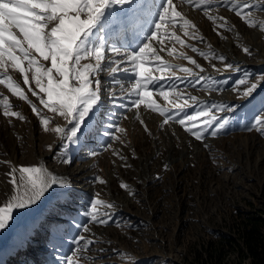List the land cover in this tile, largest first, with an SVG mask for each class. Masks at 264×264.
I'll return each mask as SVG.
<instances>
[{
  "label": "rangeland",
  "instance_id": "1",
  "mask_svg": "<svg viewBox=\"0 0 264 264\" xmlns=\"http://www.w3.org/2000/svg\"><path fill=\"white\" fill-rule=\"evenodd\" d=\"M164 1L155 19L143 15L156 33L150 39L153 53H146L149 62L141 71L136 63L113 73L118 64L102 61L89 84L99 88V98L83 120L79 113L66 120L49 111L41 103L47 96L34 81L25 85L18 71L8 68L5 75L0 69L5 80L0 84V208L23 194L22 186L10 183L9 173L15 170L19 180L17 166L31 155L45 160L51 177L54 167L67 177L65 188L34 218H26L35 211L33 201L13 207L0 227V249L13 243L19 254L4 264H248L234 244L240 243L247 216L264 218V122H257L264 121V0H173L180 15L173 17L170 10L161 23ZM121 4L132 7L131 0ZM246 5L257 7L246 10ZM114 9L120 5L110 0L82 35L81 54L101 48L119 54L116 62L129 55L118 48L120 37L117 44L101 41L119 25ZM33 55L38 65L51 67L50 60ZM95 63L94 57H84L79 70ZM7 76L27 100L12 93ZM28 76L31 80L32 73ZM53 76L60 79L55 71ZM69 83L79 86L76 80ZM12 111L20 116L5 114ZM190 115L199 121L197 130L205 119L212 120L200 140L188 130ZM87 121V132L79 137ZM64 125L65 139L54 131ZM78 138L82 152L68 142ZM14 149L20 163L12 168ZM26 183L25 177L21 185ZM108 217V225L98 222ZM23 218L22 235H14L13 226Z\"/></svg>",
  "mask_w": 264,
  "mask_h": 264
},
{
  "label": "snow or ice",
  "instance_id": "2",
  "mask_svg": "<svg viewBox=\"0 0 264 264\" xmlns=\"http://www.w3.org/2000/svg\"><path fill=\"white\" fill-rule=\"evenodd\" d=\"M109 2L110 0H0V69H3L5 75H7L9 67L18 71L23 76L25 85L34 81L40 92L46 94L47 99L42 98L41 103L49 111L63 115L66 120L76 118V114L79 113L78 119L83 120L99 98V88L97 87L96 90L89 88V84L92 82L89 74L101 71L102 61L106 59V54L101 48L81 54L79 41L82 35L94 25ZM111 2L123 3L125 0H111ZM253 7L257 6H245L246 10H251ZM170 10L173 17L180 15L173 9V0H167L163 11L160 13L161 23L166 22ZM237 14L242 15V13ZM82 15L86 18L81 19ZM53 21H58V23L51 27L50 31L46 30ZM156 27L159 29L160 24H157ZM155 34L153 32V36ZM6 45L7 47H5ZM146 50L151 51L148 44H144L138 53L129 54V61L135 63L142 60ZM193 50L195 51V49ZM244 51L250 53V49ZM33 53L38 54L44 61L50 60L51 67L44 69L42 65H38ZM84 57H94L96 63L95 65L83 66L81 71L79 65ZM220 59L223 60L224 58L220 57ZM25 62L26 67L24 66ZM137 67L140 65L137 64ZM231 67L232 65H228V68ZM123 70L126 71L127 69ZM54 71L60 79H54ZM117 71L118 68L112 69L113 73ZM29 72L32 73L31 80L28 76ZM45 79L46 83H44ZM70 79L78 81L79 86L70 85ZM4 83L5 80L0 79V84ZM7 87L19 99H28L21 91L20 85L12 81L11 76H7ZM254 87L255 85L249 88L245 95L250 94ZM33 95H37V93L33 92ZM140 95L146 97L150 93L143 92ZM162 95L167 98L168 93L162 92ZM32 107L34 112L38 111L35 105ZM5 114L20 116L18 112H6ZM197 115L206 116L207 114L200 112ZM20 118L23 119L24 117L21 116ZM212 119L216 118L213 117ZM187 120L193 125L188 130L198 140L203 138L204 133L212 124V120L205 119L202 130H197L196 125L199 121L196 117L190 115ZM257 122L262 123L264 121L258 120ZM40 123L48 124V120L41 119ZM179 123L184 125L185 120L180 119ZM219 127L222 128L223 124H220ZM54 131L61 133L64 130L56 128ZM116 131H122V129L117 128ZM211 135L217 136L216 131H213ZM19 171V180L15 179V170L9 173L12 177L10 183H13L17 188L22 186L23 194L18 193L13 197L14 203H9L6 207L0 208V227H3L8 220L13 207H22L24 204L38 199L50 179V175H46L39 168L23 167ZM25 177L27 183L21 185V181ZM93 203L96 202L93 201ZM93 220H96L95 216ZM110 220L111 217H108L98 222L108 225ZM91 243L90 241L89 244Z\"/></svg>",
  "mask_w": 264,
  "mask_h": 264
},
{
  "label": "bare ground",
  "instance_id": "3",
  "mask_svg": "<svg viewBox=\"0 0 264 264\" xmlns=\"http://www.w3.org/2000/svg\"><path fill=\"white\" fill-rule=\"evenodd\" d=\"M163 2H165V1L164 0H131L132 7L131 6L129 7L128 5L121 6L122 4L119 3L121 9H119V10L114 9V11H118L119 25H117L114 28H111L110 32L103 34L101 41L102 42H108L111 40L112 41L115 40V43L117 44V39L120 37L121 40H119V44H117V45H118V48H120V51L126 52L125 55L138 53L140 48L143 47L144 44H148L151 51H152L153 47H154L153 46L154 40L153 39L150 40L149 37H151V38L153 37V32H155V30L152 28H149V27L147 28V26H149L148 23H145L144 21H142L141 18H143V15H145L146 13H149L153 16V19H155L157 17V11H159V7L162 6ZM127 3H130V0H127ZM157 30L158 29H156V32H157ZM127 31L129 33V35H128L129 37L125 35V32H127ZM162 31H164V30H162ZM120 32H121L122 36H118ZM133 33H135V34L133 35ZM132 39H133L134 43L129 44V41H131ZM158 45H159V43H158ZM5 47H7V45ZM108 51L109 50L105 51L106 52V59L103 61V63L111 65V63L114 62V66L116 64H118V66L116 65V67H119L118 69H121L122 67L128 66L130 64H132V67H136L133 65H135L137 63L140 65V67H138V68H140V71H141L142 63L150 60V57L146 56V53L149 52L147 50L143 54L142 60L136 61L135 63H133V62L130 63L131 61H129L128 56H125V55H124L125 57L122 58L121 61L116 62L115 60H113V58L115 57L114 52H112V51L108 52ZM152 53L153 52H151L150 55ZM118 55L119 54H116V57H118ZM116 57L114 59H116ZM154 59H159V58L157 57ZM157 61H155V62H157ZM151 63H154V62L152 61ZM91 90H93V89H91ZM1 96H3V95H1ZM93 116L94 115L92 113V115H90V118L94 119ZM90 118L88 120H90ZM88 124H89V122L87 121L81 125L80 131L78 133L79 137H81V135L83 133L87 132L86 130H87ZM64 127H65V125L60 126V128L63 130H64ZM62 135L63 136L65 135L64 131L62 132ZM64 139H65V136H64ZM66 140H67V138H66ZM68 142L74 144L75 151L76 150L81 151L82 149L85 148L83 141L82 140L79 141V138L77 141H71L69 139ZM18 151H19V149H14V151L11 154L12 160L10 161V163L12 164V168H15L16 165H19V163H20V161L19 162L16 161L18 154H19ZM44 156H46L45 158H49L48 154L44 155ZM26 162L27 163H23V165L17 166V167H19L20 169L23 167H35V168H39V169L43 170L46 175H50V172H49L50 167L46 168V163H45L44 159H42V158L36 159L34 155H31V157ZM9 169H11V168L9 167ZM66 178H65L64 173L59 172V170L54 167L53 176L51 177V175H50V179L48 180L47 186L44 188V191L42 192V194L39 196L38 199L33 201L34 206H36L35 211L32 212L31 214H29L26 218H28V219L34 218L35 215L38 214L39 212H41V210H43L45 206H48L50 204V200L55 196V194L58 193L59 190L65 188ZM24 219L25 218L18 221L13 226L14 235L18 236V234L20 235L21 232H23V231H20L18 227H19V225H22V223L24 222ZM29 221H31V220H29ZM30 233H31V231L27 232V234L29 236H30ZM18 246L14 245L13 243H10V244L5 243L4 246L2 247V249H0V262L2 264H4V260H6V258H9L10 256L15 257L17 254H19L17 252Z\"/></svg>",
  "mask_w": 264,
  "mask_h": 264
},
{
  "label": "trees",
  "instance_id": "4",
  "mask_svg": "<svg viewBox=\"0 0 264 264\" xmlns=\"http://www.w3.org/2000/svg\"><path fill=\"white\" fill-rule=\"evenodd\" d=\"M240 229V243L234 244L238 255L248 264H264V218L258 215L247 216ZM229 242L235 243V240Z\"/></svg>",
  "mask_w": 264,
  "mask_h": 264
}]
</instances>
